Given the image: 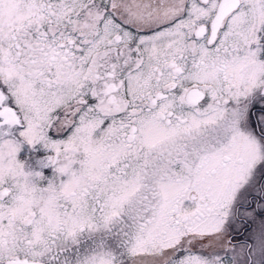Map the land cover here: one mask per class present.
Returning <instances> with one entry per match:
<instances>
[{
    "label": "snow or ice",
    "instance_id": "snow-or-ice-1",
    "mask_svg": "<svg viewBox=\"0 0 264 264\" xmlns=\"http://www.w3.org/2000/svg\"><path fill=\"white\" fill-rule=\"evenodd\" d=\"M0 264H264V0H0Z\"/></svg>",
    "mask_w": 264,
    "mask_h": 264
},
{
    "label": "flooded vegetation",
    "instance_id": "flooded-vegetation-1",
    "mask_svg": "<svg viewBox=\"0 0 264 264\" xmlns=\"http://www.w3.org/2000/svg\"><path fill=\"white\" fill-rule=\"evenodd\" d=\"M37 155H38L37 152H33L29 146L25 145L23 147V150L19 158L21 159L22 162H26L28 165L34 166L35 158L37 157ZM46 174L51 175V171L49 170Z\"/></svg>",
    "mask_w": 264,
    "mask_h": 264
}]
</instances>
